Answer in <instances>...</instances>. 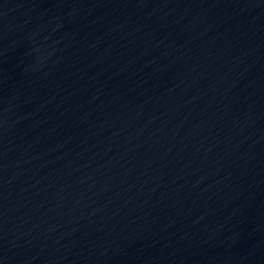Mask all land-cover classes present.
Here are the masks:
<instances>
[{"label": "water", "instance_id": "95a60500", "mask_svg": "<svg viewBox=\"0 0 264 264\" xmlns=\"http://www.w3.org/2000/svg\"><path fill=\"white\" fill-rule=\"evenodd\" d=\"M0 264H264V0H0Z\"/></svg>", "mask_w": 264, "mask_h": 264}]
</instances>
